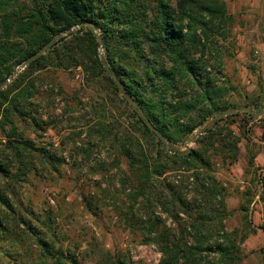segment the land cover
<instances>
[{"label":"trees","instance_id":"1","mask_svg":"<svg viewBox=\"0 0 264 264\" xmlns=\"http://www.w3.org/2000/svg\"><path fill=\"white\" fill-rule=\"evenodd\" d=\"M80 24L83 28L51 45L0 92V129L4 133L0 139V237L10 246L23 241L24 235L17 234L21 224L25 234L39 235L34 221H40V214L31 207L23 217L21 202L15 203L13 198L29 184L31 174H36L37 162L44 159L55 169L61 164L56 152L37 147L20 128L24 124L45 133L50 127L53 115L48 113L44 120L39 112L40 72L80 69L92 86L107 85L121 95L101 63L97 36L86 24L103 40L107 62L127 92L174 145L239 106L229 100L235 87L225 74V58H232L236 51V19L223 0H0V86L20 64ZM244 97L246 103L252 100L249 93ZM123 102L141 134L137 138L127 131L124 141L115 136L129 164L125 175L134 193L127 197L148 212L144 213L145 242L159 247V264H201L206 251L218 257L209 264H234L240 257L231 236L216 243L201 236L207 223L216 218L222 223L227 215L226 190L215 176L214 159L219 157L225 167L238 162L243 138L231 127L238 112L216 119L195 139L196 147L184 153L164 145L124 97ZM260 120L264 122V117ZM90 130L95 137L112 132L105 122ZM262 186L264 189V183ZM195 192L202 194V205ZM157 208L177 221H182L181 213L189 216L196 210L197 219L180 222L182 235L178 237L166 219L156 214ZM132 217L127 219L131 222ZM47 221H52L50 213ZM187 235L195 243L189 244ZM41 244L55 264H65L63 251L42 240ZM71 264L79 263L74 259ZM99 264L131 262L126 256L107 252Z\"/></svg>","mask_w":264,"mask_h":264},{"label":"rangeland","instance_id":"2","mask_svg":"<svg viewBox=\"0 0 264 264\" xmlns=\"http://www.w3.org/2000/svg\"><path fill=\"white\" fill-rule=\"evenodd\" d=\"M223 1L236 19V51L232 58H225V74L235 87L229 100L238 108L257 103L259 106L252 108L260 111L264 109V0ZM39 75V112L44 120L48 113L53 115L50 127L45 133L24 124L20 128L37 147L56 152L61 164L56 170L44 159L37 162V175L31 174L29 184L13 198L15 203L21 202L23 217L30 207L40 214V221H34L39 235L25 234L21 224L17 230L24 235L20 243L10 246L0 237V264H55L45 254L41 240L63 251L65 264L74 259L79 264H99L107 252L126 256L131 264H159V247L145 242L148 228L144 226V213L148 212L127 197L134 193L125 175L129 174V164L119 148L121 144L115 142L116 135L124 141L127 131L141 138L138 122L126 110L123 96L107 85L92 86L80 69H49ZM246 93L252 99L249 103ZM254 116L238 111L233 119L232 129L243 138L238 162L225 167L219 157L214 159L215 176L226 190L227 215L222 223L220 218L207 223L201 236L208 243L231 236L240 257L234 264H264V171L260 170L264 164V122ZM99 122L108 124L112 132L95 137L90 129ZM3 135L0 129V139ZM185 142L175 145L176 149L183 151ZM190 147H196L195 143ZM195 193L202 205V194ZM162 211L155 210L178 237L182 235L180 222L182 225L197 219L196 210L189 214L191 218L181 213L182 221ZM47 213L52 221H47ZM128 215H133L131 222ZM10 218L17 217L10 214ZM189 231L193 235L191 228ZM245 236L248 238L243 240ZM186 237L189 244L195 243L192 237ZM212 258L218 257L204 252L201 264H209Z\"/></svg>","mask_w":264,"mask_h":264},{"label":"water","instance_id":"3","mask_svg":"<svg viewBox=\"0 0 264 264\" xmlns=\"http://www.w3.org/2000/svg\"><path fill=\"white\" fill-rule=\"evenodd\" d=\"M84 24H80V25H76L74 26L72 29H70L69 31L60 34L59 36H57L56 38H54L49 44L45 45L39 52L35 53L32 57H30L27 61L23 62L22 64H20L15 71L6 79V81L4 83H2V85L0 86V92L5 90L8 86V84H10L17 76L19 73H21L23 70H25V68L31 64L33 61H35L36 59L40 58L42 55H44L49 47L51 45H53L55 42L59 41L62 38L67 37L68 35L77 32L79 29L83 28ZM86 26L88 27V29L97 36L98 42H99V55H100V60L101 63L103 65V67L106 69V71L112 75L113 79L116 82V85L118 87V90L120 92V94L129 102V104L135 109V111L137 112L138 116L144 121V123L154 132V134L157 136V138L164 144L166 145L168 148L172 149V150H176L175 145L170 142L165 135L158 129L156 128L153 123L150 121V119L148 118V116L144 113V111L138 107L137 102L133 99V97L127 92L126 88L124 87V85L122 84L121 80L114 74L113 70L111 69L110 65L107 62V59L105 57V48H104V43L103 40L100 38V36L97 35L96 30L92 27L91 24H86ZM238 111H243V112H248L250 114L256 115L258 117H264V109L260 110V111H255L252 107L250 106H243L237 109H231L228 110L225 114H221L218 115L216 117H214L208 124H206L205 126H203L202 128H200L199 130L195 131L190 137L189 139L185 142L184 144V150L182 152L187 153L191 150V143H193L195 141V139L197 137H199L200 135H202L208 128H210L214 122L216 121V119L220 118L221 116L224 115H229L233 112H238Z\"/></svg>","mask_w":264,"mask_h":264},{"label":"crops","instance_id":"4","mask_svg":"<svg viewBox=\"0 0 264 264\" xmlns=\"http://www.w3.org/2000/svg\"><path fill=\"white\" fill-rule=\"evenodd\" d=\"M259 165H260V163H258V166H259ZM261 166H263V167H261L260 170L264 171V164H261Z\"/></svg>","mask_w":264,"mask_h":264}]
</instances>
